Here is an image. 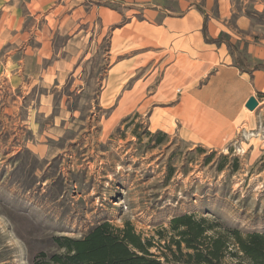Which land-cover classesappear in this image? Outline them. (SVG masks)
<instances>
[{"label": "rangeland", "instance_id": "374dc122", "mask_svg": "<svg viewBox=\"0 0 264 264\" xmlns=\"http://www.w3.org/2000/svg\"><path fill=\"white\" fill-rule=\"evenodd\" d=\"M9 6L18 26L0 32V264H33L61 251L54 236L103 221L154 242L185 213L229 239V228L264 233V115L218 147L159 129L141 101L164 70L160 41H117L99 16L34 17L28 0L0 1V15Z\"/></svg>", "mask_w": 264, "mask_h": 264}, {"label": "crops", "instance_id": "0c3cea01", "mask_svg": "<svg viewBox=\"0 0 264 264\" xmlns=\"http://www.w3.org/2000/svg\"><path fill=\"white\" fill-rule=\"evenodd\" d=\"M28 5L30 15L48 20L72 16L86 23L99 16L115 26L117 41L125 34L160 41L164 70L141 101L151 103L157 128L177 129L187 139L218 147L260 125L264 20L258 18L264 17V0H28ZM14 13L10 6L2 12L0 32L17 28ZM47 42L41 46L52 47ZM251 96L259 100L254 110L246 106Z\"/></svg>", "mask_w": 264, "mask_h": 264}, {"label": "trees", "instance_id": "16d2710c", "mask_svg": "<svg viewBox=\"0 0 264 264\" xmlns=\"http://www.w3.org/2000/svg\"><path fill=\"white\" fill-rule=\"evenodd\" d=\"M223 39L222 35L214 42ZM216 223L193 213L177 215L170 221L174 232L170 239L159 232L160 241L154 242L143 238L130 222L116 226L103 221L79 238L54 236L61 251H42L33 264H222L229 254L246 260L241 264H264V233L244 234L238 228H229V239ZM153 247L158 253L151 250Z\"/></svg>", "mask_w": 264, "mask_h": 264}, {"label": "water", "instance_id": "95a60500", "mask_svg": "<svg viewBox=\"0 0 264 264\" xmlns=\"http://www.w3.org/2000/svg\"><path fill=\"white\" fill-rule=\"evenodd\" d=\"M259 104V100L256 96H251L248 101L246 102V106L250 109V110H254Z\"/></svg>", "mask_w": 264, "mask_h": 264}]
</instances>
